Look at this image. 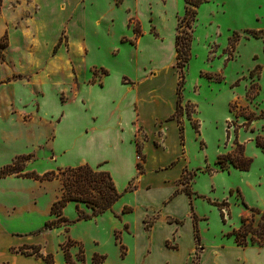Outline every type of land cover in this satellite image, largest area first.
Masks as SVG:
<instances>
[{
    "label": "rangeland",
    "instance_id": "obj_1",
    "mask_svg": "<svg viewBox=\"0 0 264 264\" xmlns=\"http://www.w3.org/2000/svg\"><path fill=\"white\" fill-rule=\"evenodd\" d=\"M151 3L153 17L149 16L146 1L136 8L143 22L142 29L147 32L148 21L153 18L160 33L152 22L149 33L156 38L162 36L164 41L155 42L145 36L135 49L121 43H132L127 38L131 33L125 22L127 10L136 7L134 0H125L122 5L121 0H0V40L6 43L0 51V163L10 164L18 155L34 154V158H40L49 151L43 141L52 128L34 121L33 116L19 115L17 109L32 105L36 96L43 93L39 102L46 116L63 111L69 124L75 125L79 107L73 98L76 86L83 87L87 103L93 99L101 103L108 97L98 87L85 86L86 82H100L105 73L102 67L110 71L107 79L110 96L117 93L121 74L133 77L149 65L159 68L157 84L171 91L176 74L174 69L166 68L171 55L169 42L174 32L175 36L178 31L191 32L185 27V21L181 23L185 4L183 0H170L166 7ZM128 28L137 37L143 33L136 18L131 19ZM246 29L264 30V0H247L245 6L243 1L233 0L228 9L219 0H203L192 25L189 61L180 72L176 61L173 64L178 74L177 84L182 85L180 109L175 117L184 125L185 144L182 147L185 163L183 159L180 161L185 167L177 181L178 191L203 198L195 199L194 203L206 218L201 223V233L210 243L218 240L222 232L237 228L242 216L250 214V208L264 211V152L256 144L257 137L264 138V39L251 37ZM233 33L239 36L234 52L230 45L236 39ZM256 66L259 69L255 70ZM59 99L70 100L69 106L64 108ZM160 131L163 144L154 155L155 164L168 163L181 150L174 124L163 123ZM50 137L51 134L48 140ZM234 141L242 145L244 156L251 160L246 172L227 164V170L223 171L217 163L219 158L225 162V156L234 149ZM31 159L25 162L24 170ZM37 166L43 170L47 165L39 161ZM180 167L181 164L174 167L170 174L177 175ZM53 180L56 182H40L42 188L32 192L0 181V264H10L14 257L7 251L14 242L7 231L27 223L24 222L28 212L20 213L18 208L29 203L30 196L37 198L38 211L33 214L31 226L40 224L46 218L47 206L51 203V208L60 195L59 178ZM10 194L15 196L9 203L16 204L15 210L3 198ZM217 205L225 214L224 223ZM75 206L70 204L65 216L62 211V217H74ZM82 211L91 213L88 209ZM11 219L15 222H10ZM58 220L59 217L50 215L47 223ZM58 224L62 229L65 227L62 219ZM54 226H51L54 233L46 237L44 248L61 261L58 245L64 233L55 231ZM115 226L116 221L106 217L97 224L90 221L72 226L71 238L82 242L86 264H91L94 253L106 256L104 264H123L113 237ZM74 251V264H80L75 260L77 249ZM16 261V264H26L20 258ZM127 263H136L132 251ZM147 264H160L159 257H152Z\"/></svg>",
    "mask_w": 264,
    "mask_h": 264
},
{
    "label": "crops",
    "instance_id": "obj_2",
    "mask_svg": "<svg viewBox=\"0 0 264 264\" xmlns=\"http://www.w3.org/2000/svg\"><path fill=\"white\" fill-rule=\"evenodd\" d=\"M144 1L147 3L149 16L153 17L152 12H150L152 10L151 2L166 7L170 0H134L136 7L134 10H127L128 15L125 22L127 30L131 33V35H127V38L132 40L133 44L130 42H120L130 44L135 49L139 47L140 41L145 36H148L155 42L163 43L164 41L162 36L156 38L149 33L151 22L155 27L153 18L152 21L150 19L148 21V31L146 32L142 29L143 22L138 16L136 8ZM232 1L219 0L221 5L226 9L230 7ZM241 1H243L244 6L247 4V0ZM124 2L125 0H121L120 5ZM132 18L138 20L143 32L138 37L134 30L128 28ZM155 30L157 33L159 32L156 27ZM249 30L253 29H246L245 31ZM169 47L171 55L166 68L174 69L176 74L175 80L171 83V91L165 90L166 86L163 88L157 84L159 68L149 65V68H143L138 75L136 74L137 76L132 77L128 73L121 74L115 90L117 93L110 96L111 87L107 82V79L110 77V71L100 66L105 72L100 82H86L85 86L86 88L98 87L105 94L108 93V97L102 99L101 103H95L94 99L90 103H87L83 97V87L76 86L73 98L78 102L79 107L77 108L78 114L75 116V125L69 124L70 121L67 120V115L63 111L56 116H46L43 106L39 102L43 99V93L36 96L35 102L32 105H24L20 111L17 109L19 115L33 116L35 117L34 121L38 120L45 126L52 128V131L45 135L43 141V144H47L49 151H47V154H42L40 158H34V154H29L28 156L33 161H29L26 164L24 173L33 172L41 176L45 173L65 168L87 165L92 169L108 173L116 190L122 196L112 206L111 211H107L91 220H79L76 209L74 217H64L71 225L63 229V226H61L55 230L64 233V239L58 245V251L62 257L61 261H57L54 254L49 253L44 248L46 237L54 232L50 229L37 233L50 218L51 203L47 206L45 213L43 212L46 218L43 217L44 219L40 224L32 227L33 214L38 211V208L36 206L37 198L32 199L34 197L30 196V199H28L29 203L25 202L24 207L18 208L19 210L21 209L20 213L25 210L28 212L27 220L24 222L27 223L17 229L10 228L7 231L9 238L14 241L7 248L12 257L14 256L13 261L10 260V264H16V258L23 259L26 264L28 262L29 264H46L40 258L21 254V249H24L28 253L37 250L38 254L43 257L50 255L54 264H65L64 253L61 247L68 238L81 245L84 264H86L85 250L82 242L71 238L72 226L90 221H94L97 224L104 217L116 221L117 226L114 228L113 237L120 250L123 264H128L127 257L131 251L136 256L135 264H147L152 257H159L160 264H264V247L238 246L232 237L226 236L229 231L222 232L221 237L215 242H207L201 233V223L206 218L197 211L194 203L195 199L203 198L194 194H190L189 196L185 192L178 191L177 181L185 167L180 162L184 158L185 153L182 147L185 144H183L184 125L182 126L181 122L175 117L177 113L176 90L178 79L177 71L173 66L176 56L175 32L171 37ZM59 101L64 108L69 106L70 100L62 102L59 99ZM168 122L174 124L177 129L178 142L181 147L180 154L173 157L168 163L155 164L154 155L162 149L163 144L160 138V129L163 123ZM179 126L182 127V140L180 138ZM195 132L197 133L198 131L195 130ZM50 134L51 137L48 140ZM137 156L140 157L139 162L136 160ZM39 161L47 165L43 170L37 166ZM183 163H185L184 159ZM179 164H181V167L178 174L171 175L172 169L176 168ZM4 166H6L5 162H1L0 169ZM0 181L10 182L13 188H20L26 192L42 188L40 181L30 178L18 179L8 176L0 179ZM50 187L52 188V186ZM13 197L15 196L11 194L8 197H3L5 201L7 200L6 205L11 210L12 207L13 210L17 208L16 204H9ZM70 204L73 203H68L63 209L64 216ZM78 206L81 211L87 209L85 206L83 209L80 204ZM124 208L129 209V212L123 213ZM248 216H242V218ZM10 217H14V214L11 213ZM10 222L15 221L11 219ZM194 227L198 231V245L195 239ZM65 228L67 231H65ZM94 244L98 246L97 241H94ZM74 249H77L79 255L78 246L74 245L68 250L73 262V258L75 257ZM95 255L104 257L100 263L104 264L106 256L99 253L92 255L91 264H93V257ZM77 257L75 260H77Z\"/></svg>",
    "mask_w": 264,
    "mask_h": 264
},
{
    "label": "trees",
    "instance_id": "obj_3",
    "mask_svg": "<svg viewBox=\"0 0 264 264\" xmlns=\"http://www.w3.org/2000/svg\"><path fill=\"white\" fill-rule=\"evenodd\" d=\"M185 4V13L181 20V23L185 21V27L189 29L190 34L178 31L175 36V61L176 69L179 72L185 67V64L189 61V52L192 42V25L195 20L197 9L203 3V0H183ZM182 28V27H181ZM183 30V29H182ZM251 37L255 39H264V31H246ZM183 35H186L184 37ZM236 36V39L231 40V49L234 52L235 46L239 41V36L236 33H233ZM6 46V43L0 40V51ZM58 44L54 47L56 50ZM259 69L258 66L255 67V70ZM181 82H183V77H181ZM181 88L180 83L177 84V109L176 112L180 109L181 104ZM180 138L182 140V127L179 126ZM261 140V141H260ZM234 149L225 156V162L220 160L217 162L220 169L223 171L227 170V165L232 166L234 169L246 172L250 168L251 160L247 159L244 156V149L242 145L234 141ZM256 144L264 152V140L260 137L256 138ZM30 159V156H17L13 159L11 164L4 166L0 169V179L8 176H21L22 178H30L35 181H51L53 179H58L60 181V195L55 202L51 205L50 214L59 217V220L62 219L65 223V227L71 225L64 217H62V211L68 203H75V209L79 220H91L94 217L100 216L107 211H111L112 206L121 198L122 194L119 193L110 175L106 172L100 171L98 169H92L87 165L78 166L74 168H65L58 171V175L54 172L45 173L44 175H37L33 172L24 173V164ZM57 175V176H56ZM129 188V187H128ZM127 188V189H128ZM190 196V192H185ZM231 193V192H230ZM79 204H83L90 214H84L83 211L79 209ZM220 211L222 222H225V214L220 205H217ZM129 212V209L124 208L123 213ZM249 216L240 219V224L237 229H231L226 236L232 237L234 242L241 247L246 246H255L259 248L264 247V211H259L254 208L249 209ZM58 221H52L46 223L45 226L39 230L37 233H40L42 230H50L52 225H55V228L61 227L58 224ZM65 231L67 229L65 228ZM195 239L198 245L199 236L196 227H194ZM79 247V255L77 260L84 264L83 249L80 244L67 239L65 244L62 245L61 249L64 253L65 264H74L69 254V248L72 246ZM21 254L27 256H35L36 258L42 259L46 264H54L50 255L45 257L38 254L37 250H33L28 253L24 249L20 250ZM104 257L94 256L93 264H100Z\"/></svg>",
    "mask_w": 264,
    "mask_h": 264
},
{
    "label": "built area",
    "instance_id": "obj_4",
    "mask_svg": "<svg viewBox=\"0 0 264 264\" xmlns=\"http://www.w3.org/2000/svg\"><path fill=\"white\" fill-rule=\"evenodd\" d=\"M136 160L139 162V161H140V157H139V156H137V157H136Z\"/></svg>",
    "mask_w": 264,
    "mask_h": 264
}]
</instances>
